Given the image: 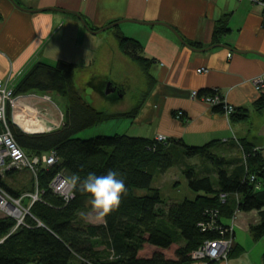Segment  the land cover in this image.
Listing matches in <instances>:
<instances>
[{"label":"trees","instance_id":"16d2710c","mask_svg":"<svg viewBox=\"0 0 264 264\" xmlns=\"http://www.w3.org/2000/svg\"><path fill=\"white\" fill-rule=\"evenodd\" d=\"M228 31L225 23L219 26L213 34L214 42L219 43ZM115 38L125 57L139 65L152 84L149 75L152 60L142 56L141 44L122 34H116ZM75 78L74 63L65 60L55 65L39 62L14 86L15 96L36 93L64 97L67 109L61 127L31 135L12 122L9 109L10 129L19 147L30 157L55 152L57 163L41 166L37 179L31 175L33 190L29 193L37 191L39 200L31 206L32 217H25L23 227L12 234L15 219L0 218V264H192L191 253L206 241L231 238L229 226L236 213L243 212L259 213L260 223L249 231L254 241L264 238V160L262 153L255 151L263 146L262 138L259 137V144L243 142L245 161L241 158L234 163L212 154V145L194 148L180 141L157 143L126 134L84 140L78 136L80 133L110 119L137 117L140 105L129 113L118 115L101 112L86 101L75 85ZM215 95L210 90L199 93L200 97ZM254 108L258 112L264 110V94ZM212 112L226 114L223 105H216ZM228 116L232 122L239 123L249 118V111L238 109ZM177 149L182 151L180 156L184 158H203L209 162L215 169L216 183L211 175L200 176L196 165L187 163L183 166V175L189 188L201 194L193 200L168 204L162 200L161 190L153 188V179L157 173L164 174L174 166ZM109 170L124 177L126 195L114 211L103 217L101 224L76 226L82 213L93 211L87 203V194L74 185V198L66 202L53 193L52 181L59 174L83 179L89 173L104 175ZM15 172H7L5 178ZM252 176L256 180L251 182ZM5 178L0 179V187L10 197L22 198L19 192L8 189L3 181ZM259 183L261 188L257 189ZM139 190L149 193L139 195ZM213 223L222 228L219 231L210 229ZM178 244L174 259L162 252L146 259L139 256L146 245L166 252ZM243 252L244 249L234 242L228 260L239 258ZM110 256L115 258L109 260Z\"/></svg>","mask_w":264,"mask_h":264},{"label":"crops","instance_id":"0c3cea01","mask_svg":"<svg viewBox=\"0 0 264 264\" xmlns=\"http://www.w3.org/2000/svg\"><path fill=\"white\" fill-rule=\"evenodd\" d=\"M16 2L25 10L55 8L71 11L82 16L94 31L118 23L108 29L113 31L115 37L116 34H122L141 44L142 56L152 60L149 68L152 81L149 97L139 107V113L134 118V122H144L148 127L146 136L141 137L155 140L158 136H166L170 142L180 141L194 148L212 145V151L225 150L222 155L233 153L228 157L225 155L229 162L245 159L243 142L259 144L258 134L264 124V110L258 112L254 107L264 92H258L253 84L255 79L264 78V11L259 5L246 0ZM125 20L159 22L171 26L188 46L204 51L186 47L164 26L122 22ZM223 23L229 31L219 43L214 42L213 34ZM100 34L102 33L88 32L82 22L71 14L53 11L23 12L14 7L10 0H0V78L10 79L12 86H15L34 64L43 62L55 65L61 60L74 63L76 71L83 65L82 70H90L98 55L103 53L104 56V52H101L104 40L100 39ZM213 45H226L241 53L235 54L228 48ZM117 49L121 52L119 45ZM111 51L115 53V50ZM122 56L125 58L123 53ZM204 69L206 71L199 73V70ZM94 78L97 82H89L88 88L92 93L107 96L113 102L118 98L107 93L105 95L103 90L106 83L120 87L121 93L125 91L126 82H114L106 75ZM205 90L220 95L235 110L249 111V118L234 123L229 116L212 112V106L207 101L192 98L194 92L201 93ZM179 112L185 115L183 119L178 118ZM251 116L257 119L248 127ZM175 153L183 155L180 149ZM234 219V229L240 221L246 230L261 221L257 211L238 213ZM234 233L235 240L236 232ZM144 252H151L152 255L162 252L167 258L174 259V254L167 256L165 251L148 245L139 256L151 258L152 255L145 256ZM239 259L240 257L229 259L228 262L207 264H239Z\"/></svg>","mask_w":264,"mask_h":264},{"label":"rangeland","instance_id":"374dc122","mask_svg":"<svg viewBox=\"0 0 264 264\" xmlns=\"http://www.w3.org/2000/svg\"><path fill=\"white\" fill-rule=\"evenodd\" d=\"M112 32H113L112 30H108L100 34L101 37L100 39L104 40V44L101 50V52H104V56L103 53L99 54L97 59L95 60L96 63L93 66H91L90 70H86V69L82 70L84 65L82 67H79L80 70L78 69L76 71L75 85L77 86V89L81 92V94L85 97L86 101L90 103L92 106H94L95 109L109 114H118L119 112L129 113L136 107H139V105L140 106L144 105L145 100L149 97V93L152 85L150 81H148V77L145 71H143L139 65H137L133 60L129 59L128 57L123 58L122 52H120L117 49V45H119L118 40L115 38V35H113ZM109 47L111 48V50L112 49L115 50V53H113V51H111ZM106 51H108V53ZM105 75L114 82H119V81L126 82V85L124 86L125 91L123 93H120L122 97L118 96V99L115 102H113L107 96H102L97 93L95 94L92 93V90L87 86L89 82H93V84L97 82V79L95 78L93 79L94 76L100 77ZM10 83L11 85H13V82ZM29 94L41 100L42 99L46 100L50 104L53 103L54 106L58 107V109L60 110V117L62 118V122H63L64 113L66 112L67 109L66 98L57 96L55 94H50V95L47 94L38 95L36 93H29ZM23 114L25 116L26 112L25 113L23 112ZM40 116L42 117V113H40ZM256 119L257 118L255 116H251L248 127L253 125ZM44 121L45 119H43V122ZM62 122L57 128L61 127ZM53 129H55V127H53L51 130ZM147 131H148V127L144 122L143 123L134 122V118H130V117L118 118V119L115 118V119H110L105 123L99 124L95 128L87 129L86 131L80 133L78 136L84 140L89 138H95L97 136H108L115 134H126L127 136L141 137V136H146ZM223 152H225V150H223ZM223 152H220V150H218V152L212 151V154L214 155L216 154L223 157H225V155L226 157H228L229 154H233V153H229V154L224 153V155H222ZM174 157H175L174 166L167 172H164V174L157 173L153 179L154 180L153 188L155 187L161 190V198L163 201L167 202L168 204L177 203V202L181 203L187 199L193 200L199 194H201V193L197 194L189 188L187 180L183 175V170L185 169L183 166H185L187 163L188 164L194 163L196 165L195 168L197 169L200 176H205L209 174L211 175L213 182L216 183V177L214 176L215 169L213 168V166L209 164V162L207 163L205 159L203 158L191 159L187 157L184 158L178 154H174ZM231 162L234 163L232 160ZM3 181L5 182L8 189L13 190L15 192H19L20 194H22V196H24L25 203L22 206L31 210L32 208L31 206L34 204V201L37 198L39 199V196H37L35 192L29 193L31 190H33V185H32L33 181L31 174H28L26 171L15 172L11 174V176L5 178ZM148 193L149 191L147 190H143V191L139 190L138 192L139 195L148 194ZM3 212L0 209V218L4 216ZM237 214L238 213H236V215ZM102 219L103 217H98V215L94 211L89 213H82L80 221L78 224H76V226L79 227V224L98 225L101 223ZM226 223L229 222L227 221ZM231 226L234 229L233 221L231 222ZM234 231L236 232V237L235 240L233 238V242L234 241L237 242L244 249V252L239 256L240 257L239 264H263L262 262L264 255V238L254 241L250 231L246 230L245 226L242 227L240 221L237 222V226H235ZM229 246L230 244L228 245V247ZM178 248H179V244L178 246L176 245L170 248L168 251H166L167 256H172ZM230 250H232L231 247H229V252ZM144 255L151 256L152 254L151 252H146V253L144 252ZM228 258L226 260L222 259L218 262L214 260L213 262H217V263L228 262ZM234 259L237 258L234 257ZM194 262L200 264L201 263L207 264L208 261H202L196 259L194 260Z\"/></svg>","mask_w":264,"mask_h":264},{"label":"built area","instance_id":"2783aa9c","mask_svg":"<svg viewBox=\"0 0 264 264\" xmlns=\"http://www.w3.org/2000/svg\"><path fill=\"white\" fill-rule=\"evenodd\" d=\"M246 1H249L254 5H259L264 11V3L261 0ZM228 56L231 58V53H229ZM203 71H206V69L199 70V73ZM253 84L258 92H264L263 77L255 79L253 81ZM30 96L31 94H29V96H15L14 86L11 85L10 79L3 80L2 78H0V179L5 178V174L11 171H26L27 173L34 176L35 179H37V172L41 166L50 167L57 163L55 152H52L50 154H43V156L30 157L22 150V148L19 147L17 142H15L13 133L9 125L8 112L9 109H11V119L14 120V118H17V116L19 115V108L21 107V101L23 99H27ZM192 98L207 101L212 107H216V105H223L224 111H226V116L231 115L235 111L231 105L226 103L225 100H222L220 95L217 94L215 96L200 97L198 92H194ZM183 116L184 114L182 112L178 113L179 119L183 118ZM155 141L157 143H166L168 139L166 136H158L157 138H155ZM255 151L261 152L259 148H256ZM65 180L66 178L62 174L57 175L51 183V189L55 195H59L64 201L67 202L68 200H72L74 198V185L65 183ZM254 180H256V178L255 176H252L251 182ZM257 186V189L261 188L260 183ZM35 193L38 196V192L36 191ZM23 200L24 196L20 199L10 197L7 192L2 187H0V209L2 212L5 211L3 212L4 217L15 219L16 221L12 234L17 231L18 228L23 227L25 225V217H31L30 209H27L26 207L22 206L24 204ZM38 200L39 199L37 198L35 201ZM4 204H9V209H5ZM220 228H222V226L217 227L214 223L210 225V229L214 231H219ZM229 228L230 229L228 233L232 234L231 238H222L221 240H214L211 242L206 241L205 244L200 246L197 251L191 253L192 259H199L202 261L210 262L214 260L217 262L222 259L226 260L229 257V247H231L232 249L234 244L233 234L235 231L232 226H229ZM229 244L230 246L228 247Z\"/></svg>","mask_w":264,"mask_h":264},{"label":"clouds","instance_id":"9594fccd","mask_svg":"<svg viewBox=\"0 0 264 264\" xmlns=\"http://www.w3.org/2000/svg\"><path fill=\"white\" fill-rule=\"evenodd\" d=\"M65 183L76 185L79 191L87 194V203L98 217L114 211L127 193L124 177L114 170H109L104 175L89 173L83 179L68 177ZM114 258L110 256L109 260Z\"/></svg>","mask_w":264,"mask_h":264},{"label":"bare ground","instance_id":"6f19581e","mask_svg":"<svg viewBox=\"0 0 264 264\" xmlns=\"http://www.w3.org/2000/svg\"><path fill=\"white\" fill-rule=\"evenodd\" d=\"M19 109V115L17 118H14V120L12 119L13 123L29 135L42 134L45 131H51L53 127L57 128L62 122L58 107L54 106L53 103L50 104L48 101L41 100L37 97L30 96L27 99H23ZM23 112H26L25 116ZM40 113H42V117L40 116ZM42 118L45 119L44 122ZM8 207L9 204H4L5 209H9Z\"/></svg>","mask_w":264,"mask_h":264},{"label":"water","instance_id":"95a60500","mask_svg":"<svg viewBox=\"0 0 264 264\" xmlns=\"http://www.w3.org/2000/svg\"><path fill=\"white\" fill-rule=\"evenodd\" d=\"M10 2L12 3V5L14 7H16L18 10H21L23 12H29V13H37V12H48V11H53V12H61V13H64V14H68V15H73L75 16L77 19L80 20V22H82L83 26L85 27V29L88 30V32H90L91 34H99V33H103L104 31L108 30V29H112L114 27V25H117L118 23H115L114 25H111V26H108L107 28H103V30H100V31H94L93 29H90V27L88 26L87 22L85 21V19L82 18V16H79L78 14L76 13H73V12H67L65 10H62V9H55V8H48L47 10H37V11H33V10H28V9H23L17 2L16 0H10ZM122 22H129V23H133V24H139V25H142V26H158V25H161V26H164L166 27L167 29H170L172 31V33L175 35V37L178 38L179 41H181V43H183L186 47L190 48L191 50H196V51H201V50H197L193 47H190L188 46L185 41L183 40V38L181 36L178 35V33L171 27V26H167L165 24H162V23H150V22H141V21H132V20H125V21H122ZM214 47H221V48H228L230 51L234 52L235 54L236 53H241L240 51H234L232 49H230L229 47H227L226 45H213ZM212 47V48H214ZM204 51V50H203ZM201 51V52H203ZM111 85V84H110ZM112 92H115V89L112 91ZM121 96V95H120ZM122 97V96H121ZM258 136L260 138L263 139V142H264V124L261 126L260 130H259V134ZM262 158L264 160V144H263V147H262Z\"/></svg>","mask_w":264,"mask_h":264},{"label":"flooded vegetation","instance_id":"af4514ba","mask_svg":"<svg viewBox=\"0 0 264 264\" xmlns=\"http://www.w3.org/2000/svg\"><path fill=\"white\" fill-rule=\"evenodd\" d=\"M111 84V85H110ZM115 89V92H112ZM122 92L121 88L114 85L113 83H106V86L104 88V93L109 94L110 96H114L117 98V96H120V93ZM263 147V146H262ZM262 147H259V149L262 151Z\"/></svg>","mask_w":264,"mask_h":264}]
</instances>
